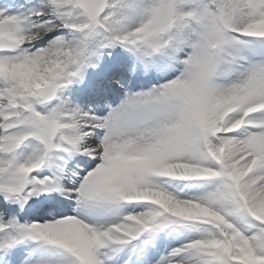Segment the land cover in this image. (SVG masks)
<instances>
[{
    "label": "snow or ice",
    "instance_id": "6c2138e0",
    "mask_svg": "<svg viewBox=\"0 0 264 264\" xmlns=\"http://www.w3.org/2000/svg\"><path fill=\"white\" fill-rule=\"evenodd\" d=\"M0 264H264V0H0Z\"/></svg>",
    "mask_w": 264,
    "mask_h": 264
}]
</instances>
